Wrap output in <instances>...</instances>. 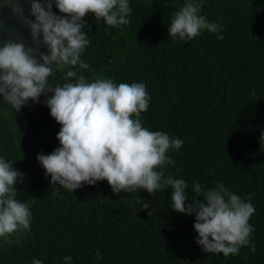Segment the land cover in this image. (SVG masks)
Instances as JSON below:
<instances>
[{
	"label": "trees",
	"instance_id": "obj_1",
	"mask_svg": "<svg viewBox=\"0 0 264 264\" xmlns=\"http://www.w3.org/2000/svg\"><path fill=\"white\" fill-rule=\"evenodd\" d=\"M184 3L129 0L130 24L119 29L87 14L82 31L90 43L81 59L89 68L80 74L89 82L103 77L146 85L151 99L142 125L183 140L167 153L174 165L163 171L187 183L186 206L194 183L205 190L223 184L241 199L254 193L247 202L255 207L249 221L255 253L250 246L228 257L204 252L196 243L195 214L171 208L170 188L150 195L144 189L114 194L106 180L73 193L53 186L37 160L60 146L61 125L44 103L49 93L18 112L0 97V158L25 174L15 198L32 212L30 233L19 243L0 238V264H264V0H203L200 14L222 25L224 39L204 31L187 42L168 36ZM4 5L0 0V44L11 38L36 48L26 20ZM21 5L24 18L34 20L30 3ZM52 11L62 15L55 3ZM39 51L47 54L43 46ZM49 82L71 81L56 72ZM139 197L148 209L136 203Z\"/></svg>",
	"mask_w": 264,
	"mask_h": 264
},
{
	"label": "clouds",
	"instance_id": "obj_2",
	"mask_svg": "<svg viewBox=\"0 0 264 264\" xmlns=\"http://www.w3.org/2000/svg\"><path fill=\"white\" fill-rule=\"evenodd\" d=\"M30 15L24 18L21 0H5L3 7L26 20L30 36L37 47H26L11 38L0 44V97L16 112L29 100L39 103L41 94L50 115L61 125L57 134L60 146L51 154L39 153L38 162L51 177L53 186L72 192L84 185L106 180L114 194L146 190L150 195L171 189V208L180 214H195L196 243L207 253L238 255L241 247L250 246L255 231L249 223L255 213L250 201L233 194L223 184L203 189L194 183L195 196L186 206L188 188L184 179L165 176L164 169L174 165L167 153L178 150L183 140L163 131H151L142 125L141 113L150 106V95L142 82L115 83L112 79L95 78L89 82L80 74L89 68L81 59L90 41L82 29L87 14L103 19L111 28L129 25L132 14L129 0H26ZM53 3L62 15L52 11ZM203 0H185L171 18L168 36L191 41L207 31L223 40L220 23L209 22L201 15ZM42 36V38H41ZM47 49V54L39 47ZM79 69L76 71L74 69ZM56 72L65 81L51 84ZM255 95V92L252 93ZM264 142V133L261 134ZM11 160L0 158V238L7 244L19 243L30 233L31 205L18 201L16 185L25 174L13 167ZM159 169V170H158ZM203 199H200V196ZM143 209L150 204L139 197ZM151 216V211L148 213ZM16 239H11L12 236ZM32 264H43L33 259Z\"/></svg>",
	"mask_w": 264,
	"mask_h": 264
}]
</instances>
